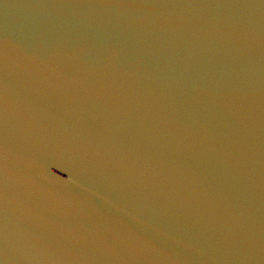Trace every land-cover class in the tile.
I'll return each instance as SVG.
<instances>
[{
    "label": "water",
    "instance_id": "1",
    "mask_svg": "<svg viewBox=\"0 0 264 264\" xmlns=\"http://www.w3.org/2000/svg\"><path fill=\"white\" fill-rule=\"evenodd\" d=\"M0 264H264V0H0Z\"/></svg>",
    "mask_w": 264,
    "mask_h": 264
}]
</instances>
